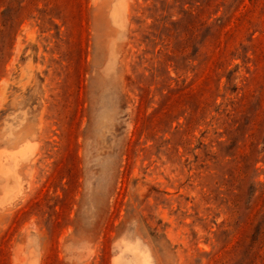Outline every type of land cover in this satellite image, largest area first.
I'll list each match as a JSON object with an SVG mask.
<instances>
[{
  "label": "rangeland",
  "instance_id": "obj_1",
  "mask_svg": "<svg viewBox=\"0 0 264 264\" xmlns=\"http://www.w3.org/2000/svg\"><path fill=\"white\" fill-rule=\"evenodd\" d=\"M0 264H264V0H0Z\"/></svg>",
  "mask_w": 264,
  "mask_h": 264
}]
</instances>
